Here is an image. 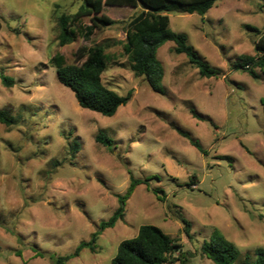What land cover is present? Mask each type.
<instances>
[{
	"label": "rangeland",
	"instance_id": "rangeland-1",
	"mask_svg": "<svg viewBox=\"0 0 264 264\" xmlns=\"http://www.w3.org/2000/svg\"><path fill=\"white\" fill-rule=\"evenodd\" d=\"M81 4L0 0V72L14 81L10 88L0 81V110L15 120L0 124V264H52L51 257L72 253L118 208L116 195L125 194L131 176L149 178L148 186L133 190L123 221L101 232L94 251L83 249L66 264H110L142 225L178 241L185 264H213L200 246L214 231L240 250L234 264L253 260L264 247V75L257 70L253 79L230 65L255 56L264 0H217L204 16L168 14L169 29L221 76L201 77L166 42L156 54L162 94L131 72L123 51L136 9L105 6L114 25L58 46V16ZM94 45L112 58L103 85L131 93L112 117L82 109L48 64L56 53L79 64L78 50ZM99 131L113 140L109 150L95 142Z\"/></svg>",
	"mask_w": 264,
	"mask_h": 264
},
{
	"label": "trees",
	"instance_id": "trees-1",
	"mask_svg": "<svg viewBox=\"0 0 264 264\" xmlns=\"http://www.w3.org/2000/svg\"><path fill=\"white\" fill-rule=\"evenodd\" d=\"M217 0H82V4L73 14L63 13L56 20V40L60 47L71 44L77 36L88 39L94 30L107 28L115 24V21L102 14L105 6L126 7L138 10L136 15L129 21L125 31L123 51L129 58V68L136 77H142L150 89L162 94L161 82L164 71L156 54L166 42H173L175 54H183L188 62L198 69L201 77L211 78L221 76L219 69L211 67L202 60L197 53L187 44V37L181 33L172 32L169 29L168 14H198L204 16ZM88 19L89 24H84ZM254 44L255 56L242 55L238 61L230 66L235 70L247 73L251 78L258 79L257 70L264 75V34ZM79 64H67L64 57L56 53L48 64L55 69L59 84L69 89L75 97L77 104L91 112L104 117H112L118 108L127 104L131 93L121 96L108 89L102 83V74L107 69L112 58L105 53L101 45L82 47L76 53ZM1 84L10 88L14 81L0 72ZM264 109V98L261 99ZM15 120L5 111L0 110V124L11 126ZM178 133L187 138L182 131ZM95 142L109 148L113 140L102 131L95 136ZM191 145L202 151L200 145L189 139ZM79 144L74 142L71 151L77 152ZM149 178L141 181L130 177L129 186L124 195H116L118 208L106 220L101 221L96 231L91 234L89 241L81 242L72 253L51 257L52 264H66L71 258L77 257L81 250L94 251L96 241L104 230L113 228L125 216V203L133 190L140 184L148 186ZM153 194L158 200L163 201V192L153 189ZM162 194V196H159ZM185 225L184 233L190 238L189 224L181 219ZM182 245L172 239L158 227L142 225L134 238L123 240L117 247V252L110 264H185L186 254L182 251ZM201 254L213 264H234L240 257V250L228 241L219 232L214 231L208 240L200 246ZM177 255V256H175ZM241 264H264V247L254 251V259L245 256Z\"/></svg>",
	"mask_w": 264,
	"mask_h": 264
}]
</instances>
